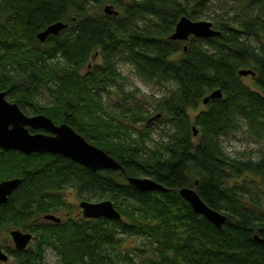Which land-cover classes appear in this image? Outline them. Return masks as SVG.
<instances>
[{"label":"trees","instance_id":"obj_1","mask_svg":"<svg viewBox=\"0 0 264 264\" xmlns=\"http://www.w3.org/2000/svg\"><path fill=\"white\" fill-rule=\"evenodd\" d=\"M212 1L0 0V90L28 115L69 124L125 170L0 148V182L21 180L0 205V238L33 234L25 249L5 246L9 260L0 264H264V0L222 1V12L208 14L218 36L170 39L181 16L198 20ZM106 4L118 14L105 13ZM59 21L67 27L40 42L38 32ZM121 63L163 94L126 90ZM243 68L255 72L257 89L243 83ZM216 89L222 97L200 109ZM155 120L163 125L148 146ZM237 130L261 145L254 157L227 151L222 139ZM128 176H149L167 191H141ZM182 187L225 214L224 225L195 213ZM67 188L82 200H111L120 219H44L73 210ZM127 236L145 249L126 246Z\"/></svg>","mask_w":264,"mask_h":264},{"label":"water","instance_id":"obj_2","mask_svg":"<svg viewBox=\"0 0 264 264\" xmlns=\"http://www.w3.org/2000/svg\"><path fill=\"white\" fill-rule=\"evenodd\" d=\"M104 12L118 14V11L110 4L104 7ZM67 25L61 21L50 24L38 32L37 38L40 42H45L49 35H58ZM220 33V30L215 28L210 20H193L189 16L183 15L176 23L170 39L179 41H187L190 37L209 39L218 36ZM239 74L241 76H254L255 72L251 68H243L239 70ZM220 97H222V92L220 89H216L202 102L205 105L210 99ZM159 116L160 114L150 118L149 121ZM29 128L41 131L32 133ZM193 131L194 135H197L198 130L195 126ZM0 148L18 150L24 154L34 152L59 154L89 168L91 171L121 170L125 174L124 168L115 158L102 148L87 141L72 126L64 122L54 123L51 118L44 114H26L17 103L7 100L6 93L2 90H0ZM126 179L129 184L141 191H167V188L149 176H128ZM20 181L19 178H12L0 182V205L7 202L12 192L19 186ZM179 194L190 204L195 213L203 215L218 228H221L226 222L227 216L209 207L195 188L182 187ZM79 206L84 218L120 219L121 217L113 202L108 199L101 201L82 200ZM44 219L55 222L61 221V217L54 214H46ZM10 235L15 248L18 250L25 249L33 239L31 232H24L19 229L11 230ZM8 260V253L0 246V262H7Z\"/></svg>","mask_w":264,"mask_h":264},{"label":"rangeland","instance_id":"obj_3","mask_svg":"<svg viewBox=\"0 0 264 264\" xmlns=\"http://www.w3.org/2000/svg\"><path fill=\"white\" fill-rule=\"evenodd\" d=\"M222 1H225V0H213L212 1L213 2L212 6L206 12L207 14L202 16L199 19H206V20L212 21L213 19L211 17H209L208 14L213 15V14H217V13L222 12V9L223 8L225 9V7H226L225 4L222 3ZM222 6H225V7H222ZM98 61L99 60H97L96 62H98ZM119 68H120V71L122 72V74L125 76L124 82H125V89L126 90L127 89H138L139 90L138 94L141 95V96H143V95L159 96V95L163 94L164 90L162 91L161 88H159L158 86H156L154 84L146 83V82L142 81L141 79H139L134 74V72L132 71L131 67L128 64L121 63L119 65ZM242 80H243V83L246 84L251 89H257L253 76H251V75L242 76ZM48 97H49V93L46 90H43V92L40 95H38V98L40 99V101L43 104H47L48 103V101H49ZM6 98H7V100L12 102L10 96L6 95ZM139 103H141L142 107H145V108H149L150 105H151L150 103H148V102L145 103L143 101H139ZM203 106H204V104L200 106V109ZM190 113H191V115H194L195 112L191 111ZM154 123H155V125H154L155 129H154V131L152 133V137L154 139L153 140H149L147 142L148 146H152L154 140L157 139L158 133H159V131L162 128V125H163V123L158 122L157 120H155ZM137 126L138 127H142L141 124H139ZM164 128H166V127H164ZM222 140H223V144L226 147L227 151L232 156H239V157H243V156H245V157H250L251 156L252 157L253 156L254 157L255 156V152L261 146L259 143H257L253 139L249 138L243 132V130H237L235 132H231V133L225 135ZM65 193H66V196H67V201L74 206L73 210H71L68 213L66 211H61L59 213H56V215H58L59 217H62V218L66 214H71V216H80V215H82V210H81V208L79 206V203H80V201H82V199L79 198V196L77 195L76 191L73 188H67L65 190ZM90 196H91V200L90 201H101L102 200V199L100 200V197L98 196V194H96V195L92 194ZM83 200H85V199H83ZM142 242H143V240L140 237H137V236H127V237H125V240H124V244L126 246H137V245L139 246V244L141 245ZM0 246L4 250H5V246L6 247H15L10 233L3 234L1 236V238H0ZM142 248L145 249V246H142ZM135 259L139 260L138 258H135ZM56 260H57V254L53 250H48L47 251V261L50 262V263H55Z\"/></svg>","mask_w":264,"mask_h":264},{"label":"flooded vegetation","instance_id":"obj_4","mask_svg":"<svg viewBox=\"0 0 264 264\" xmlns=\"http://www.w3.org/2000/svg\"><path fill=\"white\" fill-rule=\"evenodd\" d=\"M38 131H41V130H36V132H38Z\"/></svg>","mask_w":264,"mask_h":264},{"label":"bare ground","instance_id":"obj_5","mask_svg":"<svg viewBox=\"0 0 264 264\" xmlns=\"http://www.w3.org/2000/svg\"><path fill=\"white\" fill-rule=\"evenodd\" d=\"M106 5H107V4H106ZM106 5H105V6H106ZM105 6H104V7H105Z\"/></svg>","mask_w":264,"mask_h":264}]
</instances>
